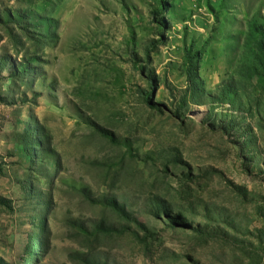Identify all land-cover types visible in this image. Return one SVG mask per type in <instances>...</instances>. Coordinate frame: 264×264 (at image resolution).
I'll return each instance as SVG.
<instances>
[{
	"label": "rangeland",
	"instance_id": "374dc122",
	"mask_svg": "<svg viewBox=\"0 0 264 264\" xmlns=\"http://www.w3.org/2000/svg\"><path fill=\"white\" fill-rule=\"evenodd\" d=\"M0 264H264V0H0Z\"/></svg>",
	"mask_w": 264,
	"mask_h": 264
}]
</instances>
